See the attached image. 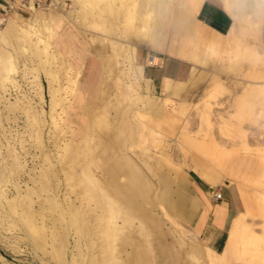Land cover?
Here are the masks:
<instances>
[{
	"label": "rangeland",
	"instance_id": "374dc122",
	"mask_svg": "<svg viewBox=\"0 0 264 264\" xmlns=\"http://www.w3.org/2000/svg\"><path fill=\"white\" fill-rule=\"evenodd\" d=\"M93 1L94 4L84 7L85 0H59L53 13L47 12L56 20L49 50H60L61 59L66 64L70 60L79 70L77 87L88 78L90 90L85 102L79 88L76 102L74 96L65 93L69 88L60 59L50 57L49 63L45 62L46 67L57 71L58 78L44 73L39 63L45 59V52L36 48L34 35L28 39L24 34L4 33L0 38V188H3L0 189V264H205L200 254L190 251L195 245L201 252L200 248L209 244L197 229L200 208L211 193L218 191L216 188L230 181L222 177L210 188L204 187L206 193L200 192L195 183L201 184L198 175L188 165L197 159L210 166L208 156L222 165L225 153L215 142L234 146L240 154L251 153L260 158L248 155L249 164L256 168L246 177L241 171L242 155L228 153L238 163L235 174L250 179L247 189L258 195L259 214L252 215V224L261 233L264 223V55L261 53L264 28L260 39L256 38L260 35L248 33L250 28L245 29L240 41V49L249 45L259 51L257 60L244 57L236 66L226 62L222 65L218 60H208L206 64L192 61L195 67L180 81L182 89L166 95L169 103L160 106L162 87L147 81L136 63L154 65L160 60L151 64L149 55L162 57L168 53L139 41L133 28L124 26L120 6L110 4V0ZM162 1L169 3L170 0ZM181 1L175 0L176 7ZM229 1L234 6L235 0ZM199 2L191 0L185 11L193 12ZM259 5L264 7L261 0ZM176 13L180 20L189 19V14L181 9ZM249 14L250 23L243 25L251 27L258 18L252 11ZM35 16L34 11L30 18L33 20ZM197 18L204 22L206 17L200 13ZM136 22L135 27L139 25ZM163 34L167 35L164 49L169 48L170 25L161 28ZM103 39L112 45L100 46ZM129 41L135 46L136 61L127 47L131 44ZM177 41L179 47L184 46V35L178 33ZM89 56L95 58L91 75L84 63ZM53 88L58 98L70 95L63 104L70 102L71 105L62 114L67 119L65 124L62 122L63 128L76 125L69 122L74 108L83 126L76 136L74 150L66 151L65 156L59 154L57 143L64 145L63 137L56 133L49 106ZM154 102L157 109L153 111ZM61 108L56 106L58 112ZM134 111L147 115L142 124L136 122ZM164 118H173L175 126L160 124ZM187 135L203 139L215 148L201 150ZM143 159L152 165L159 161L160 164L152 166L154 179L166 172L184 186L190 197L198 196L200 206L195 210L186 201L181 209L185 212L165 209L155 200V186L150 192H144L129 186L133 180L128 172L113 176L118 164L128 166L132 160ZM146 172L151 175V171ZM184 173L188 180L182 177ZM87 174L106 187L111 200L117 202L114 207L95 182L89 181ZM127 202L133 208L129 221L124 220L123 213L128 210ZM33 219L37 223L43 220L47 226L46 251L28 229ZM112 222L121 226L116 234ZM130 235L142 245L144 260L138 259L137 249L128 245L126 248L132 251L128 257L124 252L118 253ZM51 245L56 248L54 256L49 252ZM224 260L217 264H240L231 255Z\"/></svg>",
	"mask_w": 264,
	"mask_h": 264
},
{
	"label": "bare ground",
	"instance_id": "6f19581e",
	"mask_svg": "<svg viewBox=\"0 0 264 264\" xmlns=\"http://www.w3.org/2000/svg\"><path fill=\"white\" fill-rule=\"evenodd\" d=\"M85 1L87 3H85L84 7H86L88 5H92V3L94 2L93 0H85ZM174 1L175 0H170L169 3H163L162 0H157V1L156 0H110V4H115V5H118L121 7V14L120 15H122V14L124 15L123 19L125 22V25H124V23H123V25L128 26L130 28H133V32H134V34H136V37L138 38L139 41L147 40V42H149L151 46H155V47L159 46L162 49L167 35L166 34L161 35V28H164V27L170 25L172 34H171L170 46H169V48H167V51L172 52V53H176V54L184 56V57H190V58L197 60V61L203 57V53L205 51H217V46L221 45L220 41L222 39V36H216V35L211 36L210 32L208 33L207 28L202 23L195 22L193 20L191 21L190 19L180 20L181 18L177 17V13L174 14L175 16L173 18L174 19L173 22L172 21L170 22L169 18H170V11L172 8L171 2H174ZM104 2H106V1H104ZM232 4L233 3H230L229 0H225V7H226L227 11L230 13V15L232 16L233 23H232V26H231L228 34L226 36H224V38H223L224 39L223 45H224V51L226 52L227 63L230 66L231 65L236 66L237 62L239 63V59H241V58L245 57V58H248L250 60H257V58L259 57V53L255 51L256 49H252L251 48L252 46L244 45V47L241 49L239 48V46H240V43L242 44V42H240V41H241V37L243 36V33L246 31L245 29L250 28V30H248V33L251 32V34L260 35L261 28L264 24V21L263 22L256 21V23H254V25L251 27L244 26L240 20L241 19L240 12H241V8H242L241 4L239 2H236V1H234V6H232ZM259 4H260V0H257V2H256L257 8H259L261 6ZM198 8H199V3L194 6L193 12L196 11ZM100 10L101 9H99V12H100ZM34 11H35V15H36L35 17L36 18H34L33 20L31 18H25V17L23 18V17L18 16V15L11 16L7 20V22L5 24V28L0 29V38H2L4 36V33L5 34L6 33L15 34V35L24 34L25 37H27L28 39H30L31 36L34 35L35 36L34 42H35L36 48L45 52V56H46L45 59H41L40 63H39L44 68V73L54 76V79H55V77L58 78L57 71L54 72V71H52V69L46 67L47 66L46 63H49L50 57L53 60H55L57 58L60 59L59 65H60V68H62L64 70V78L66 79V83H68V85L66 84L67 88H69V90H66L65 93H69L70 95L74 96L75 102H76L77 97H78L77 96V89H78L77 86H78L79 70L75 68V65L73 63H71L70 60L66 61L67 62V64H66L65 61H63L61 59V56H60L61 51L60 50L57 49L54 52H50V50H49L50 39L54 35V28H53L54 25L53 24L55 23L56 20L53 17H49L47 15V12H41L38 10H34ZM51 13H53V12H51ZM136 21L139 22V25L137 27L134 26V23ZM136 24H137V22H136ZM178 33L184 35L185 44H184V46H180V47L178 46L177 48H174L176 43L179 44V42L177 41ZM103 43L105 45L111 44L110 41H108L107 39H103L100 46H102ZM130 43L131 44H127V47H130V50H131L130 55H132L131 58H133V44H132V42H130ZM243 43H244V41H243ZM97 45H99V44H97ZM65 46H66V44H65ZM104 47H103V49H104ZM99 48H102V47H99ZM98 50L100 51V49H98ZM108 53H110V52H108ZM262 54L264 55V50H263ZM151 59H152V61H156V57H154V56L151 57ZM73 68H74V72L71 71ZM137 68L139 69V71L141 73V67L137 66ZM123 73L124 72H122V74ZM128 76L129 75H127V77ZM130 77L131 76H129V78ZM54 88H53V90H51L52 92H51V96H50V100H49V106H50V111L52 113L51 117H52L53 123H54L56 131H57L56 133L58 135L60 134L59 137H63L62 140H63L64 145H60L57 143L58 150L60 151L59 154H61V156H63L64 155L63 153H66V151L70 152V150H72V151L74 150V149H72L74 147V143L78 141L76 136L80 133V131H82L83 126H82V123H80V121L78 120L79 114L76 112V110L74 108L73 114H72L73 118H71L69 120V122H71V123L74 122L76 125L74 126V128H72L70 125H67V129H69V130L63 128L62 122L63 123L65 121L67 122V119H65L62 114L66 113L67 108L71 107V105L69 104L70 102L66 106H64L63 104L66 103V101H68L70 99V97H69L70 95L66 94V95H63L62 97L58 98L56 96V93H55L57 91L54 90ZM59 88H60V84H59ZM63 88H64V86H63ZM163 91H165V92L175 91V86L171 83V81L166 80V82L163 86ZM168 100L169 99L162 100V103H161L162 105H160V106L168 104L169 103ZM57 105L62 106L61 111H59V112H58V110H56ZM156 106H157V103H155V102L151 105L153 111L157 109ZM87 108L90 109V106H88ZM146 116L144 113L139 112V111H136L134 113V118H135L137 123L142 124V122L146 119ZM161 122L167 126H173L175 124V120L173 118H164V119H162V121L160 120V124H161ZM67 133H69V135H66ZM58 135H56V138ZM191 139H192V141H194L196 143L195 139H193V138H191ZM202 142L204 143V141H202ZM196 146L198 148H200L201 150L207 149L208 151L215 148L214 145L211 146L207 143H206V146H200L199 144L196 143ZM57 154H58V152H57ZM241 158L243 160L242 170H241L242 174L246 175V177H249L250 172H252L256 168V166L249 164L250 156L242 155ZM156 163H153V165H152L149 161H147L145 159L141 160V162L136 161V160H132L130 165H128V166H123V165L118 164V166H116V169L113 171L112 174H113V176H115L118 172H120V173L121 172H125V173L128 172L129 174H131L132 180H133V181H130L131 183H129V186L132 185L131 188L134 186L136 188L142 189L144 192H148V191L150 192L153 189L152 187L155 186L154 188L157 190L155 193V197H156L155 200H157L159 202L160 207H163L165 209H168V210L176 209V210L180 211L182 209L183 205L186 203V201H190V202H188V204L190 203L192 208H193V206L198 205L196 200H194L192 198L193 196L190 197L188 195L187 191L184 189V186H182V184H180V182L177 183L175 181V179L173 177H171V175H168L166 172L161 173L158 176V178L155 180L154 179L155 171H154V169H152V166H154V164H156ZM158 163H159V161H158ZM158 163L156 165H158ZM188 166H190V168L193 171L198 173L200 176H202L204 179H206L210 183H215L219 179V177L221 175V171H222L221 169L224 168L221 164L220 165L216 164V166H213V167L211 165L207 166L206 162L198 161L197 159L193 160V162L190 163ZM146 170L151 171V175H148ZM180 170H181V168H180ZM87 176H88L89 181L91 180L93 183L95 182V185L99 188V190L102 191L103 194L106 195V197H108L109 200L108 199L107 200L114 207V203H117V202H113L111 200V196H109V193H107L106 187L101 185L98 181L94 180L91 177L92 175L87 174ZM182 177L184 178V180L185 179L188 180V178L185 177V173L182 174ZM232 180L233 179H231V181ZM11 184H13V183H11ZM174 184H175V188L173 189L172 186ZM16 185H18V183ZM14 187H16V186H14ZM0 189L2 190L3 188H0ZM19 189L20 188H18L17 190H19ZM239 192H241V190H239ZM19 193L20 192L18 191V194ZM241 194H242V192H241ZM173 195H176L177 198H174ZM244 198H245V204H246L245 205V212L241 213L240 215H238L234 218V220L232 222L231 229L229 231L227 243H226L224 250L222 252L216 253V252H214V251H212L206 247L204 249L199 247L201 249V252H200V250L198 248H196L197 246L194 245L195 248H194V246L190 247V249H191L190 251L193 252L192 254H195L196 252H197L196 254H198V255L200 254V258H202V262H204L205 264H217L219 260L225 261L224 259L228 258V256H230V255L233 256L234 258H238L239 260H237V261H240V264H264V223L262 224L261 233H257L258 231L257 232L255 231V228H254L252 222H249L247 220V216H249V214H251V212H253V206H252L253 203L251 202L250 198H248L246 195ZM11 200L13 202V199H11ZM12 202L10 201V204L12 205V207H14ZM126 205L128 207V210L126 209V211L123 212L126 216V217H124V220L129 221L128 218L130 216L132 217L130 212H133V208H131L132 207L131 203L128 204V202H127ZM258 209H260V208L258 207ZM134 212H136V211H134ZM30 218H31V216H30ZM26 220H27V218H26ZM32 222H33L32 224H29L28 229L31 231V233L34 236L39 238V239L38 238L37 239L39 240L38 244H39L40 248L42 250L46 251L45 246L47 245L48 242H47L45 232L47 230V226L43 222V220L41 223H37L36 219L35 220L33 219ZM28 223H30V222H28ZM112 223H114L113 227H114L115 231L113 230V232L115 233L119 229L118 227H121V226H119L116 222H112ZM259 225L261 226L260 223H259ZM141 229H142V226H141ZM132 235H130L128 237V238H130L129 240H127L121 244V246L118 248L117 251L119 254L121 252H124L126 257H128L132 252L126 248L127 247L126 245H128L131 248L137 249L136 254H137L138 259L144 260V258L142 257V254L144 255L145 251L143 250L144 253H142V245H139L140 243H138L139 242L138 239ZM113 238L115 239V237H113ZM49 252L53 256L56 255V248H54V246L51 245V249L49 250ZM203 252H205V254H202Z\"/></svg>",
	"mask_w": 264,
	"mask_h": 264
},
{
	"label": "crops",
	"instance_id": "0c3cea01",
	"mask_svg": "<svg viewBox=\"0 0 264 264\" xmlns=\"http://www.w3.org/2000/svg\"><path fill=\"white\" fill-rule=\"evenodd\" d=\"M190 1L191 0H182L181 5H179L177 7H176L175 1L171 2L172 8L170 11V18H169L170 22L171 21L173 22V20H174L173 18L175 16L174 14H176V12L181 9L183 12L186 13V15L189 14L188 16H189V19L191 21L193 20L195 22L202 23L207 28L208 33L210 32L211 36H213V35L214 36L215 35L216 36H222V39L220 41L221 45L218 47L217 51L214 54H212V51H205L203 53V57L197 61V60H194L190 57H184V56L178 55L176 53H172V52L167 51V48L164 49V44H163V48L161 49L159 46H156V47L151 46L150 43L147 42V40H144V42L147 43L153 49L159 50L160 52L161 51H165L166 53L169 52L168 54H165L162 57L156 56V55H149L148 56V62L151 64H152V62L153 63L156 62V61H152L151 57H153V56L156 57V60L157 59L160 60L158 63H156L154 65H150L148 63L141 65V64L136 63L137 66L141 67V73L143 76L145 73L147 78H145V76H144V78L147 81L151 80L155 86L162 87L161 88L162 100L168 99L166 95H168L170 93L179 92V90L182 89L183 86L180 83V81L183 80L184 78L188 77L191 73V70L194 69V67H195L192 64V61L197 62V63L206 64L208 60H211V62L218 60L221 62L222 65L225 64V62L227 65H229L226 61V52L224 51V45H223L224 39L223 38H224V36H226L228 34V32L232 26V23H233V18L225 7V0H223V1L222 0H200L199 8L196 11L189 13V11H187V10L185 11V7L189 5ZM235 1L239 2L242 6L241 12H240V17H241L240 20L243 24H245L246 22L250 23L248 21H249V16H250L249 13L251 11L254 12L255 14H257L258 19L256 21H261V22L264 21V7L257 8V6H256L257 0H250L251 6L249 5L248 0H235ZM261 2L264 3V0H261ZM259 10H261V11H259ZM38 11L44 12L42 10H38ZM50 11L53 12L54 10H50ZM50 11H45V12H50ZM33 12L34 11H30L27 9H18L16 11L10 13V17L18 15V16H21L23 18L24 17L30 18V17H32ZM200 13H202L206 17V18H204V22L201 21L199 18H197ZM186 15H184V16H186ZM256 21H254V22H256ZM263 28H264V24L262 26V30H263ZM223 29H225V31H223ZM261 35H262V31H261ZM261 35L257 36L256 38L260 39ZM141 41H143V40H141ZM178 46H179V44L176 43L174 48H177ZM251 48L256 49L255 47H251ZM263 48H264V45H263ZM256 52L259 53L258 50ZM222 53H225V55H223ZM262 53H263V51H262ZM136 59H137L136 58V49L134 46V48H133V60L136 61ZM84 63L86 64V68H87L88 73H89L88 75H91L92 69L94 68V65H95V58L93 56H89L86 58V62H84ZM166 80L171 81V83L178 90L177 91H168V92L163 91V86H164ZM84 81L85 82L78 87L79 88L78 90L84 96L83 101L85 102V100H87V96L89 95L87 92L90 89L88 88V85H87L88 78L86 77V80H84ZM174 126H175V124H174ZM191 138L195 139L196 143L199 144L200 146H206V143L202 142L203 139L197 140L195 137H191ZM215 146L218 147L219 150H221L222 152L225 153L224 154L225 156L222 157V165L224 168L221 169L222 170L221 175H220L218 180H220V178H222L224 176L230 182L224 184L223 187H219L218 189L216 188V190L221 192L222 199L215 200L213 198V193H211L212 195L207 200H205L202 207L200 208L198 221H197V229L200 230V232L204 235V237H206V240L209 243L208 246H205V247L216 252V253H220L224 250V247L227 243L229 231L231 229L232 222H233L234 218L236 216L240 215L241 213L245 212V205H246L245 204V198H244L245 195L248 198H250L251 202L253 203L252 204L253 212H251V214H249V218H248L249 222H252V215L255 212H257V210H258V206H257L258 205V201H257L258 195H254L253 193L251 194L248 191L247 184L249 183L250 179H243V178H241L235 174L236 171L234 168L237 166L238 163L235 160V158H233V156L229 155L228 153L231 152V154L232 153L240 154L239 150L234 146L228 147V146L221 144V143H218V142H215ZM240 155H251L253 157H257L258 159H260L258 156H254L251 153H247V154L243 153ZM216 160L217 159H213V158L208 156V161L210 162L212 167L216 166V163L218 162V160L217 161ZM193 172H195V171H193ZM196 174L198 175V178H199L200 183H201V184H199L198 182H195L196 186H197L198 190L200 192H203V193L207 192V190L204 187H207V189H208L211 187V185L216 184L218 181L217 180L215 183H210L209 181L204 179L202 176H200L198 173H196ZM231 179H233V180L231 181ZM238 189L241 190L243 195L241 194V192H239ZM193 198L198 203V205L194 206V209L196 210L200 206V198L198 196H193ZM218 249H221V250L216 251Z\"/></svg>",
	"mask_w": 264,
	"mask_h": 264
},
{
	"label": "built area",
	"instance_id": "2783aa9c",
	"mask_svg": "<svg viewBox=\"0 0 264 264\" xmlns=\"http://www.w3.org/2000/svg\"><path fill=\"white\" fill-rule=\"evenodd\" d=\"M58 4L59 0H0V26L7 22L10 13L18 9L50 11ZM213 198L222 199L221 192H213Z\"/></svg>",
	"mask_w": 264,
	"mask_h": 264
}]
</instances>
